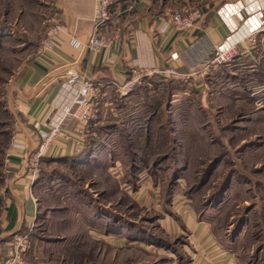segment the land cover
Returning <instances> with one entry per match:
<instances>
[{
    "label": "rangeland",
    "instance_id": "374dc122",
    "mask_svg": "<svg viewBox=\"0 0 264 264\" xmlns=\"http://www.w3.org/2000/svg\"><path fill=\"white\" fill-rule=\"evenodd\" d=\"M153 1L176 12L228 0ZM54 13L51 0H0V173L13 140L17 70L36 56ZM224 69L208 93L158 78L125 99L116 91L102 98L84 158L41 167L22 264L180 261L186 238L167 235L162 214L136 198L148 184L161 211L169 201L191 200L240 264H264V74ZM25 232L0 239L7 246Z\"/></svg>",
    "mask_w": 264,
    "mask_h": 264
},
{
    "label": "crops",
    "instance_id": "0c3cea01",
    "mask_svg": "<svg viewBox=\"0 0 264 264\" xmlns=\"http://www.w3.org/2000/svg\"><path fill=\"white\" fill-rule=\"evenodd\" d=\"M130 1L114 0L113 20L102 35L111 39L117 34L120 42L115 50L103 52L95 62L87 47L95 24V0H51L55 13L49 21L52 22L51 28H59L58 42L46 57L34 56L24 63L17 70L13 83L15 93L11 108L16 121L13 140L7 151L10 157L5 160L0 173V185L3 186L0 212H5L1 234L27 231L37 220L35 191L38 185L33 181L30 157L41 142L40 134L47 132L51 124L59 122L63 116L58 98L69 72L85 75L95 84H105V88H100L102 98L110 91H116L112 83L130 80L134 70L164 71L175 67L180 73L193 74L203 68L202 62L210 57L214 45L231 36L239 39L241 34L258 26L264 19V0H228L205 10L204 19L196 29L176 32L172 28H163L164 5H156L153 0H136V7L127 10ZM119 9L125 12L116 14ZM258 47L246 58L216 68L205 77L193 75L189 82L194 84L195 92L208 93L211 85L221 79L224 68L229 76H235V71L263 75L264 45L262 50L260 44ZM109 57L112 63L105 61ZM158 78L167 77L156 74L147 81L153 83ZM202 82L208 87L204 88ZM64 128L76 134L77 122L70 119ZM84 156L59 148L42 159L39 165L41 169L44 162L53 160L77 163ZM151 188L150 184L144 186L136 192V198L139 201L145 199L143 207H154L162 214L159 220L167 235L186 238L182 247L183 258L180 261L171 259L167 264H240L231 248L218 236L212 221L206 214L198 213L191 200L169 201L165 211H161L160 202L150 203L149 196L155 197V190ZM3 241L6 240L0 239V264H5L3 249L7 242Z\"/></svg>",
    "mask_w": 264,
    "mask_h": 264
},
{
    "label": "built area",
    "instance_id": "2783aa9c",
    "mask_svg": "<svg viewBox=\"0 0 264 264\" xmlns=\"http://www.w3.org/2000/svg\"><path fill=\"white\" fill-rule=\"evenodd\" d=\"M127 10L136 7V0L130 1ZM95 24L91 37L88 41L87 47L94 56V61L100 59L103 52L111 53L115 50L120 42V36L114 34L111 39H107L102 35V31L108 27L112 22L111 11L114 0H95ZM125 11L119 9L116 14L120 15ZM204 19L203 10H192L187 7L180 8L179 11H166L161 16L163 28H172L176 32L188 31L196 29L199 23ZM58 27L51 28L46 34V38L40 43L36 49V57L43 58L53 50L58 42ZM264 41V19L262 22L241 34L239 39L233 36L229 37L221 44L213 46V51L210 57L202 62L203 68L193 74L180 73L178 68L168 67L164 71H157L150 69L145 71L143 69L134 70L130 80L124 83H112L120 98L128 97L135 89L144 84V81L152 76L159 74L163 77L170 78L176 81H189L193 75L205 77L209 75L214 69L230 66L235 61L246 58L253 50H258V45ZM245 42V45L243 43ZM76 45V43H74ZM104 61V60H103ZM105 61L112 63L111 57L106 58ZM203 84L207 88V83ZM61 91L58 98L59 107L63 109V116L57 123L51 124L47 132L41 133V142L30 157L32 164L33 181H37L41 169L40 163L42 159L47 158L53 150L62 148L71 151L72 154H83L87 147V138L94 121L98 118L101 106L102 94L100 88H105L103 83L95 84L89 81L85 75L74 72H69L66 75L65 81L61 85ZM74 119L77 122V133L72 134L67 132L64 125L68 120ZM10 156H8L9 158ZM10 173V171H8ZM32 226L22 235H17L13 241L6 246L4 259L5 264H22L23 256L26 253L29 241V233Z\"/></svg>",
    "mask_w": 264,
    "mask_h": 264
},
{
    "label": "trees",
    "instance_id": "16d2710c",
    "mask_svg": "<svg viewBox=\"0 0 264 264\" xmlns=\"http://www.w3.org/2000/svg\"><path fill=\"white\" fill-rule=\"evenodd\" d=\"M86 152H87V150L85 149V152L83 154L85 155ZM23 232H25V231H23Z\"/></svg>",
    "mask_w": 264,
    "mask_h": 264
}]
</instances>
